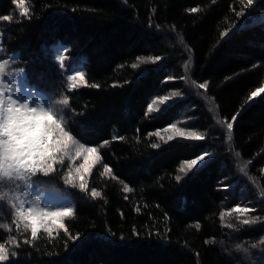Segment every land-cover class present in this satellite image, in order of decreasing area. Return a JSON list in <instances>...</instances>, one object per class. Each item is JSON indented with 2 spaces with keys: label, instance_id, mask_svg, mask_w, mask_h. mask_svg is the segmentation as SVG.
I'll return each mask as SVG.
<instances>
[{
  "label": "trees",
  "instance_id": "1",
  "mask_svg": "<svg viewBox=\"0 0 264 264\" xmlns=\"http://www.w3.org/2000/svg\"><path fill=\"white\" fill-rule=\"evenodd\" d=\"M26 6L30 19L13 0H0V16L13 15V22H0V57L12 58L6 71L23 68L18 84L45 101L68 95L72 134L98 147L102 159L85 176L87 192L65 184L67 169L59 165L34 178L32 195L42 206L73 207L63 222L79 239L49 222L51 234L41 228L32 240L5 209L0 223L11 231L0 229V242L15 236L20 247L6 243L17 256L4 264H246L236 245L249 253L264 237V222L231 231L219 214L235 205L263 207L255 193L264 188V93L247 98L264 87V0L251 6L247 0H26ZM194 7L199 11L190 12ZM233 7L245 8V16ZM148 56L161 59L131 67ZM76 70L100 87L69 92L66 76ZM186 81L196 89L207 82V89L198 96ZM172 91L181 95L156 116L145 115L152 98ZM237 113L229 141L217 121ZM180 119L206 139L161 144L148 135ZM204 151L212 155L177 181L181 162ZM104 165L111 175H102ZM92 189L101 195L93 199Z\"/></svg>",
  "mask_w": 264,
  "mask_h": 264
},
{
  "label": "snow or ice",
  "instance_id": "2",
  "mask_svg": "<svg viewBox=\"0 0 264 264\" xmlns=\"http://www.w3.org/2000/svg\"><path fill=\"white\" fill-rule=\"evenodd\" d=\"M215 2V0H213ZM13 4L20 10L21 17L30 19V8L26 6V0H13ZM253 5V0H247V6ZM237 17L245 16V8L236 11L235 7L231 9ZM155 11V9H153ZM190 12L196 13L199 8H191ZM0 22H13V15L0 16ZM159 27V25H157ZM3 33H0L2 36ZM221 37L228 35V31L221 32ZM4 49L0 44V52ZM12 58L0 57V214L8 209L13 217L12 225L17 230L22 228L23 232L30 229L31 239L35 240L41 228L51 234V229L46 228L49 222L63 229L70 240H78L79 237H73L65 227L63 218L71 217L74 214L72 206L58 207L50 209L41 205V201L32 195V189L36 181L34 178L39 175L45 177L57 172L58 165L67 169L64 183L77 187L82 192H87L88 185L85 180L86 175H91L93 168L101 162V155L98 147H86L71 132L68 126L67 112L70 109V97L61 94L57 99H48L45 101L39 96H33L22 84H18L17 77L24 72L23 68H16L12 71H6ZM65 57H60V67H64ZM161 57L148 56L137 57V62L132 63L133 69L139 68L142 64L156 63ZM187 64L185 68L187 69ZM172 79V77H169ZM181 79H185L181 77ZM195 83V82H193ZM81 86L99 88L98 84H89L83 70L70 71L66 76V87L69 92L76 90ZM116 86V85H113ZM201 89H207V82L198 85ZM264 93V87H257L248 96L251 101L254 97ZM179 91H172L169 95H158L151 99L147 104L145 115L161 112V106H167V102L173 97L179 96ZM237 114L231 117V121L226 119L218 120L217 123L226 127L227 139H232L233 122L237 119ZM185 123L177 121L169 124L163 129H158L149 136H155L163 143L182 138L189 141H203L206 134L195 130L194 128L178 124ZM123 140L124 137H113ZM109 141H104L99 147L107 145ZM151 147L156 149L160 147L159 143H152ZM212 153L204 151L193 159H187L181 162L178 171L184 174L191 172L206 162V157ZM240 156L239 152L235 153ZM82 158V163L76 164V161ZM67 162V163H66ZM251 160L245 162L241 168L243 172L251 164ZM112 169L104 165L102 175H111ZM264 175V169H261ZM177 181L181 176H176ZM79 181L78 185L76 181ZM124 191H132L126 184ZM93 199L99 197L101 193L92 189L90 193ZM260 199L264 201V188L258 193ZM257 209L252 205H235L229 210L221 211L219 214L221 222L225 217H232L235 214L236 220L240 225L252 226L258 222L264 221V217L251 215L256 213ZM224 226L239 231L240 229L232 223H224ZM199 227V225H197ZM0 229L11 231L8 223H0ZM20 247V242L15 236H9L7 241L0 242V264L8 262L11 257H16L15 251L10 252V247ZM24 244L31 243V240L24 239ZM205 243H215L214 240L205 241ZM264 245V237L250 247L256 248ZM67 246V245H66ZM237 250L248 252V247L243 243L236 245Z\"/></svg>",
  "mask_w": 264,
  "mask_h": 264
},
{
  "label": "rangeland",
  "instance_id": "3",
  "mask_svg": "<svg viewBox=\"0 0 264 264\" xmlns=\"http://www.w3.org/2000/svg\"><path fill=\"white\" fill-rule=\"evenodd\" d=\"M187 85H190L188 81H186ZM191 86V85H190ZM192 87V86H191ZM192 90L195 91V94L199 96L198 92H201L202 89L199 88V89H196V88H193L192 87ZM191 93H193L191 90H189ZM171 92L167 93L166 95H169ZM180 96V95H179ZM179 96H176V97H173L170 101L167 102V104L171 103L173 100L177 99ZM206 103L210 106L211 105V102L206 100ZM165 108L164 105L161 106V109L163 110ZM158 113L160 112H154V113H150L151 115H157ZM179 121H182V122H185V123H181V124H178V126L180 127H184V126H188V121L186 119H180ZM224 128V127H223ZM226 128V127H225ZM156 139L161 143L163 144L162 141H160L157 137ZM178 139H182V138H178ZM185 140V139H184ZM207 159V158H206ZM203 163V162H202ZM196 169V168H194ZM194 169L192 171H194ZM191 171V172H192ZM191 172H188L187 174L191 173ZM187 174H184V173H181L179 171H177V175L181 176V178H183L184 176H186ZM237 174L239 177H243L241 174H240V171L239 169L237 170ZM233 190V189H232ZM260 189H258L257 191V194L255 193L259 203L261 202V204L263 205V207H260L259 208V211L256 212V213H252L251 215H260L261 213V210L264 211V201H262L258 195ZM260 204V205H261ZM241 206H244V205H241ZM226 211V210H225ZM264 222V221H263ZM223 223V226H224V223H232L234 225H236L237 227H241V226H247V225H240L239 222L236 220V217H235V214H233L232 217H225V221L222 222ZM261 223V222H260ZM225 227V226H224ZM231 231H235L234 229H231ZM259 241V240H258ZM243 261L246 262V264H264V245H261L259 247H256V248H250V252L249 253H246L243 257H242Z\"/></svg>",
  "mask_w": 264,
  "mask_h": 264
},
{
  "label": "bare ground",
  "instance_id": "4",
  "mask_svg": "<svg viewBox=\"0 0 264 264\" xmlns=\"http://www.w3.org/2000/svg\"><path fill=\"white\" fill-rule=\"evenodd\" d=\"M191 58V57H190ZM189 59V58H188Z\"/></svg>",
  "mask_w": 264,
  "mask_h": 264
}]
</instances>
